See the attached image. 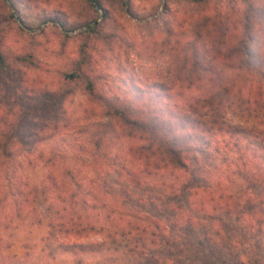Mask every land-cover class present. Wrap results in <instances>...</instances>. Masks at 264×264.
<instances>
[{"label": "rangeland", "instance_id": "obj_1", "mask_svg": "<svg viewBox=\"0 0 264 264\" xmlns=\"http://www.w3.org/2000/svg\"><path fill=\"white\" fill-rule=\"evenodd\" d=\"M99 1L107 17L87 0H16L20 22L0 1V51L13 76L10 82L0 78V112L9 119L22 115L28 121L26 140L13 155L0 159V264H264V231L250 229L242 218L223 215L212 220L200 215L201 223L179 225L181 212L195 199L192 194L188 197V187L204 180L133 178L128 171L143 164L135 147L146 140L110 117L104 107L109 103L130 109L155 101L153 85L182 88L188 98V85L194 89L215 82L212 77L191 76V64L184 62L186 38L202 28L192 23L203 13L217 11L231 26L227 33L231 40L236 33L232 25L241 18L242 9L249 3L264 5V0ZM94 21L96 30H89L87 23ZM252 28V42L264 50V22L253 18ZM210 33L215 37V32ZM196 39L198 49L208 50L203 55L209 62L206 67L220 70L219 61L229 54L228 48L204 36ZM79 71L92 82V94L83 81L65 75ZM231 71L220 74L224 77ZM50 91L53 102L44 105V93ZM218 110L228 123L255 124L226 107ZM234 156L212 142L203 160L223 168ZM53 167L56 187L69 181L68 169L77 180L102 183L112 208L77 204L50 213L44 194L45 186L54 188L48 178ZM250 185L238 178L228 188L239 194ZM29 190H35L36 196ZM21 194L34 203L23 202ZM75 215L102 229L65 235L47 226V220ZM144 216L170 222L154 230ZM173 221L176 225L171 226ZM145 225L143 239L132 236L134 229ZM109 234L116 236V243ZM125 237L129 242L119 245ZM63 243L88 247L65 248Z\"/></svg>", "mask_w": 264, "mask_h": 264}, {"label": "trees", "instance_id": "obj_2", "mask_svg": "<svg viewBox=\"0 0 264 264\" xmlns=\"http://www.w3.org/2000/svg\"><path fill=\"white\" fill-rule=\"evenodd\" d=\"M0 1L7 9L9 8V15L20 22L16 0ZM87 2L93 9L98 10L102 17H107L105 8L99 0H87ZM213 12L203 13L192 23L193 26L199 23L202 28L191 32L182 50H184V62L191 64V76L197 79L208 76L209 79L211 77L216 79L215 82L198 85L194 89H192L194 86L188 85L186 90L190 91L189 95L187 94L188 98L183 97L185 92L182 88L172 90L170 86L153 85L150 89L156 94L155 101H148L140 107L130 109L127 105L109 103H104V107H107L105 109L110 117L125 124L126 127L131 126L130 130L134 135L146 140L145 143H139L135 147L143 164L128 171L133 178L149 179L151 176L159 175L185 180L195 176L204 180V184L188 187L190 191L188 197L190 198L192 194L195 199L189 201L190 205L184 210L185 212H181L183 218L179 225L194 226L195 223H201L203 219L200 215H203L202 218L212 220H219L223 215H235L242 218L250 229L262 232L264 231V50L258 49L259 46L252 42L254 38L252 22L253 18L264 22V5L249 3L242 9L241 18L232 25L236 33L231 40L227 34L231 26L217 11ZM87 27L89 30H96V21L87 23ZM210 32H215V37L211 36ZM200 36L228 48L229 54L226 55L225 60L219 61L220 70L206 67L205 62L208 64L209 62L203 55L208 50L197 48L196 37ZM19 58L24 59L23 56ZM212 58L218 61L215 55ZM193 65L199 69H194ZM9 66L0 51V78L10 82L13 76ZM228 68L232 71L223 77L220 73ZM65 75L70 80L80 79L86 91L93 93L92 82L80 71ZM162 93H165V96L159 99ZM44 94L51 96L49 99L45 96L43 98L47 100L44 105H49L53 102L52 92ZM59 97L61 95L58 99ZM224 107L238 116L252 118L255 124L228 123L218 110ZM25 110V106L22 105L20 111L24 113ZM27 122V118L22 115L9 119L0 112V159L13 155L17 145L26 140ZM53 125L56 126L54 123ZM212 142L220 145L225 151L234 152V161L225 164L223 168L222 165L214 162L205 163L203 153L209 149ZM217 151L216 148L215 152ZM54 169L51 168L48 177L51 178L50 184L55 180ZM65 172L69 177L68 182L63 180L57 185L58 187L52 184L53 189L45 186L44 198L48 201L47 208L50 213L53 210L55 213L65 211L67 206L75 207L77 204H80V208H112L102 183L91 178L77 180L72 170L68 169ZM238 178L251 184L246 187L247 192L234 194L228 188V184ZM29 191L32 196H36L35 190ZM43 191L42 188L41 193ZM80 193L83 196L78 199L77 195ZM21 196L26 204L34 203L32 197L29 199V195L21 194ZM143 221L154 230L167 227L170 222H158L150 216H144ZM172 225H176V221L171 222ZM47 226L50 230L64 232L65 235H81L91 229H102L92 222H83L78 215L47 220ZM146 227L145 225L140 230L134 229L132 236L143 239V234L148 229ZM109 235L112 237L111 241L116 243V236ZM118 241L119 245L125 246L129 239L125 237L122 239L123 242ZM62 245L65 248L75 245L83 249L88 247L78 243Z\"/></svg>", "mask_w": 264, "mask_h": 264}]
</instances>
